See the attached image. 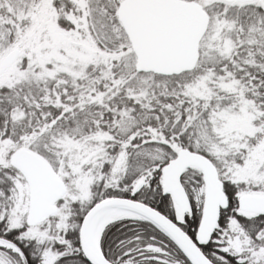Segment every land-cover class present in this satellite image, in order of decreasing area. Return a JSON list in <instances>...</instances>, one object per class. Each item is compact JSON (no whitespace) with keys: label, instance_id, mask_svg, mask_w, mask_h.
I'll list each match as a JSON object with an SVG mask.
<instances>
[{"label":"snow or ice","instance_id":"6c2138e0","mask_svg":"<svg viewBox=\"0 0 264 264\" xmlns=\"http://www.w3.org/2000/svg\"><path fill=\"white\" fill-rule=\"evenodd\" d=\"M0 264H264V0H0Z\"/></svg>","mask_w":264,"mask_h":264}]
</instances>
